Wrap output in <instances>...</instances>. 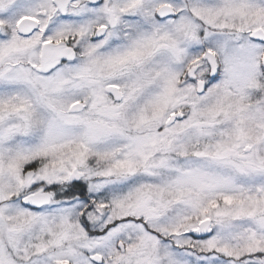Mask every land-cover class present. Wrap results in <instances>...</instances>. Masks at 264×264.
I'll use <instances>...</instances> for the list:
<instances>
[{
  "label": "snow or ice",
  "instance_id": "6c2138e0",
  "mask_svg": "<svg viewBox=\"0 0 264 264\" xmlns=\"http://www.w3.org/2000/svg\"><path fill=\"white\" fill-rule=\"evenodd\" d=\"M0 264H264V0H0Z\"/></svg>",
  "mask_w": 264,
  "mask_h": 264
}]
</instances>
